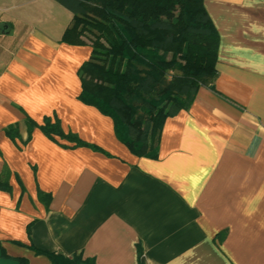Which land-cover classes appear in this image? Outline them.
Segmentation results:
<instances>
[{
	"label": "crops",
	"instance_id": "0c3cea01",
	"mask_svg": "<svg viewBox=\"0 0 264 264\" xmlns=\"http://www.w3.org/2000/svg\"><path fill=\"white\" fill-rule=\"evenodd\" d=\"M219 35L213 91L164 120L158 157L134 155L79 99L89 44L63 41L57 0H0V247L53 264H264V0H203ZM65 132L107 155L39 127ZM17 124L10 138L4 127ZM39 192V193H38ZM41 192V195H40ZM20 242L22 244H18Z\"/></svg>",
	"mask_w": 264,
	"mask_h": 264
},
{
	"label": "trees",
	"instance_id": "16d2710c",
	"mask_svg": "<svg viewBox=\"0 0 264 264\" xmlns=\"http://www.w3.org/2000/svg\"><path fill=\"white\" fill-rule=\"evenodd\" d=\"M57 1L73 14L61 39L91 46L78 69L79 99L112 118L116 137L134 155L157 158L164 120L189 108L200 87L216 91L219 35L203 0ZM26 125L28 134L39 127L54 140L58 136L110 155L65 132L56 117L37 123L26 115ZM3 130L10 138L19 134L17 124ZM0 188L10 187L0 179ZM29 247L53 264L89 263L77 255ZM141 255L138 247L139 264ZM15 259L27 264L26 258Z\"/></svg>",
	"mask_w": 264,
	"mask_h": 264
},
{
	"label": "water",
	"instance_id": "95a60500",
	"mask_svg": "<svg viewBox=\"0 0 264 264\" xmlns=\"http://www.w3.org/2000/svg\"><path fill=\"white\" fill-rule=\"evenodd\" d=\"M0 264H20L18 260L10 257L2 256V251L0 247Z\"/></svg>",
	"mask_w": 264,
	"mask_h": 264
},
{
	"label": "rangeland",
	"instance_id": "374dc122",
	"mask_svg": "<svg viewBox=\"0 0 264 264\" xmlns=\"http://www.w3.org/2000/svg\"><path fill=\"white\" fill-rule=\"evenodd\" d=\"M1 65H2V61H0V67H1Z\"/></svg>",
	"mask_w": 264,
	"mask_h": 264
}]
</instances>
